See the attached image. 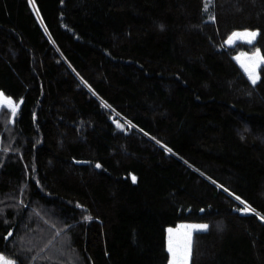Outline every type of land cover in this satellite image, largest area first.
Listing matches in <instances>:
<instances>
[{
  "label": "trees",
  "instance_id": "trees-1",
  "mask_svg": "<svg viewBox=\"0 0 264 264\" xmlns=\"http://www.w3.org/2000/svg\"><path fill=\"white\" fill-rule=\"evenodd\" d=\"M256 49L264 0H0V255L168 264L191 221L189 264H264Z\"/></svg>",
  "mask_w": 264,
  "mask_h": 264
},
{
  "label": "rangeland",
  "instance_id": "rangeland-1",
  "mask_svg": "<svg viewBox=\"0 0 264 264\" xmlns=\"http://www.w3.org/2000/svg\"><path fill=\"white\" fill-rule=\"evenodd\" d=\"M234 32H239V33L257 32L258 33V30L257 29H251V28H245V29H236L232 33H234ZM230 36H232V34L229 35L225 39V41H224L225 46H232L237 42L248 43L246 37H240V38L233 37L234 42L232 44H228L227 40ZM257 50H259L258 55H257ZM262 58H264V56L262 55L260 49H256L254 51L243 50V51L238 52L235 55V60L243 68V70L246 72V74H247V76L251 82H253V79H255V82H257L259 80L258 69L264 65V59H262ZM245 69H248V71H246ZM249 72L252 73L251 77L249 75ZM0 93H2V92H0ZM3 96L10 98V97L6 96L5 94H3ZM12 102L14 104H17L13 100H12ZM2 106H6V107L10 108L6 104H0V108ZM200 225H207V224L204 222L185 221V222H180L175 226H169L167 228V250H168L170 235L173 239L174 247L177 245L179 246L178 253H177V264H189L190 254H191L192 235L195 231L205 230V229H200V228L196 227V226H200ZM169 229L173 230L171 234L169 233ZM189 240H190V245H189ZM0 257L3 258V260L0 261V264H4V261H10L11 264H15L14 260L12 258L6 257L4 255H0ZM172 261H173V255H172V253L169 252L168 264H171Z\"/></svg>",
  "mask_w": 264,
  "mask_h": 264
},
{
  "label": "snow or ice",
  "instance_id": "snow-or-ice-1",
  "mask_svg": "<svg viewBox=\"0 0 264 264\" xmlns=\"http://www.w3.org/2000/svg\"><path fill=\"white\" fill-rule=\"evenodd\" d=\"M205 10H207V5L205 7ZM214 19V17H212ZM258 33L257 32H244V33H239V32H234L232 33V36H230L227 40V43L228 44H232L234 42L233 40V37L235 38H240V37H246L247 38V42L248 43H252L253 40H255V38L257 37ZM259 54V50H257V55ZM264 59V58H262ZM246 71H248V69H245ZM249 75L250 77L252 76V73L249 72ZM253 83H255V79H253ZM0 104H6L7 106H9L11 108V111H12V115L15 116L16 114V109L18 107L17 104H14L12 102V100L10 98H7V97H4L3 96V93H0ZM107 106V105H106ZM117 127H123V125H120L118 124ZM97 168L101 167V165L97 164L96 165ZM133 181H135V177H133ZM236 199H240L239 197H236ZM242 203H245V207L242 209V211L244 213H248L250 211H254L253 209H251L250 206L246 205V202H243ZM200 229H206L207 228V225H200V226H196ZM172 229H169V233L171 234L172 233ZM189 245H190V240H189ZM178 248L179 246H175L174 247V242H173V239L170 235L169 237V245H168V251L170 253H172L173 255V261L171 262V264H177V253H178ZM3 258L0 257V261H2ZM4 264H11L10 261H4Z\"/></svg>",
  "mask_w": 264,
  "mask_h": 264
},
{
  "label": "water",
  "instance_id": "water-1",
  "mask_svg": "<svg viewBox=\"0 0 264 264\" xmlns=\"http://www.w3.org/2000/svg\"><path fill=\"white\" fill-rule=\"evenodd\" d=\"M113 120H114V119H113ZM114 123H115L116 126H117L118 124L123 125V127H118L119 129L124 128V124L121 123L120 121H118V120H114Z\"/></svg>",
  "mask_w": 264,
  "mask_h": 264
}]
</instances>
